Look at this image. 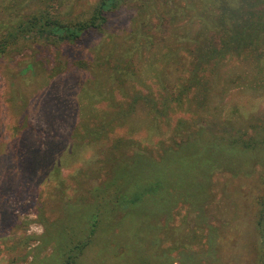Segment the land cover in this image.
Segmentation results:
<instances>
[{"label": "rangeland", "instance_id": "1", "mask_svg": "<svg viewBox=\"0 0 264 264\" xmlns=\"http://www.w3.org/2000/svg\"><path fill=\"white\" fill-rule=\"evenodd\" d=\"M100 1L0 0V36L44 9L58 11L61 22L89 21ZM260 11L264 0H120L84 46L27 32L20 50L0 51V264L59 260L64 223L76 236L75 215L95 219L88 210L97 188L123 156L140 150L158 160L194 137L264 138V32L254 39L257 53L206 58L200 80H191L220 19ZM51 104L53 117L44 115ZM227 150L220 149L223 160L232 156L242 171L217 160L201 203L178 187L171 212L159 207L142 245L134 234L124 242L123 227H114L110 251L118 253L100 264L124 260L128 250L154 264H264V148L239 157ZM195 151L206 162L216 152ZM153 207L136 220L145 232Z\"/></svg>", "mask_w": 264, "mask_h": 264}, {"label": "trees", "instance_id": "2", "mask_svg": "<svg viewBox=\"0 0 264 264\" xmlns=\"http://www.w3.org/2000/svg\"><path fill=\"white\" fill-rule=\"evenodd\" d=\"M119 1L101 0L94 8L92 18L86 22H61L58 19V11L52 13L50 10L44 9L31 15L24 22L19 23L17 27H11V31L6 34L2 33L0 36V51L4 52L7 47L21 49L19 38L27 32L46 34L50 39L65 43V45L84 46L87 42L86 40L95 31L101 29L102 25L107 21L109 12ZM250 13L251 15L242 14L240 18H237V15H235V18L229 19L222 17L218 24L216 22L220 33L216 36L217 29L210 30L213 31L211 33L213 37L210 39V43L205 45L202 54L200 53L201 55L197 56L195 71H193V76H191L192 82L197 83L200 80L196 71L206 61V58L208 61L212 59L219 60L231 50L236 51L237 54L243 52L246 55L258 52V46L255 44L254 39L260 37L261 32L262 34L264 32V12L260 11L259 14ZM74 83L78 84L76 78H74ZM48 92V94L52 93L51 91ZM39 100L42 108L49 104L45 101L43 102L42 97ZM55 109V106L49 105L44 111V115L55 116ZM261 146L264 148V138L262 137L247 141L236 139L235 137L226 139L222 137H194L192 140H187L184 145H179L175 151H164L163 156L158 160L140 150H137L130 157L123 156L117 159L104 185H99L97 188L96 201L91 205L92 208L90 207L88 210L90 217L93 218L95 215V219L90 223L88 218H86L87 213L80 215L82 217L75 215V218L78 219L75 222L78 233L76 236L68 231L65 232V227L72 228V226L68 220L64 223L62 235H60L58 242L60 245V256L59 260L57 257L53 259L54 264H100L109 255L113 256L118 253L117 250L110 251L109 234L111 229L117 228L119 225L123 227L122 239L124 242H127L129 236L131 237L134 234V236H137L136 241L142 245V241L148 236H152L156 230V217L161 214L159 207L162 206L163 210L171 212V207L176 203L175 197L178 194L176 190L178 187L185 191L182 193L184 197L187 195V197L193 196L197 203H201L205 195L208 197L210 194L208 192V173L214 168L217 160H219L218 164H220L218 167L221 169H229L234 172L242 171V167L238 162H233L232 156H228V161H224L220 149L223 147L228 148L229 155L239 157V153L255 150ZM204 148L216 151L214 155L206 158L207 162L203 159V156L198 158L192 156L195 150L196 156ZM165 160L175 164L176 174L172 173V167L164 165L163 161ZM203 160H205L203 164H205L207 171L203 175L205 177L198 180L196 170ZM253 166L254 163L252 162L251 168ZM191 171L193 173H190ZM189 176H193L194 179H188ZM174 181L177 185L173 188L174 190L168 191L167 186L170 184L172 186ZM182 183L183 185H181ZM189 184L198 189V191L195 192V190L190 189ZM100 197H103L102 201L99 200ZM150 201L154 207L148 212L154 223H148L145 232V226L138 225L136 220L139 216L146 213V204L150 203ZM262 211H264V205ZM170 212L168 215H170ZM72 217L74 218V215H70V219ZM263 219L264 216L261 213L258 221L259 225L262 224ZM130 220L131 225L128 224ZM262 236L264 239V228H262ZM118 256L121 257V254H117V258ZM141 256V252L135 253L128 250L127 254L122 255L126 259L119 261L115 259L116 262L111 264H154L148 261L149 256L146 261H142ZM36 260H38L37 263L32 262L31 264H47L46 258H36Z\"/></svg>", "mask_w": 264, "mask_h": 264}]
</instances>
